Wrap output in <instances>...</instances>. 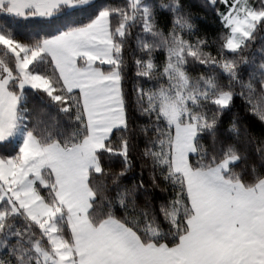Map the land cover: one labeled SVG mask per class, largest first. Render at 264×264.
<instances>
[{
    "label": "snow or ice",
    "instance_id": "1",
    "mask_svg": "<svg viewBox=\"0 0 264 264\" xmlns=\"http://www.w3.org/2000/svg\"><path fill=\"white\" fill-rule=\"evenodd\" d=\"M204 7L0 0V264H264V0Z\"/></svg>",
    "mask_w": 264,
    "mask_h": 264
},
{
    "label": "trees",
    "instance_id": "2",
    "mask_svg": "<svg viewBox=\"0 0 264 264\" xmlns=\"http://www.w3.org/2000/svg\"><path fill=\"white\" fill-rule=\"evenodd\" d=\"M116 2H119V0H116ZM165 2H168V0H165ZM185 2L191 5V11L193 12L200 34L207 35L208 37L215 36L219 29L217 17L210 8L204 7V0H185ZM160 22L164 27H167L171 22L170 14L167 12H161ZM20 32L21 34L23 33L22 28L20 29ZM133 82L134 74L130 73L129 80L126 83L127 90H131ZM235 103L236 108L234 109V111L238 113L241 123L249 126V130L253 136H264V124H262L255 116L251 115L250 113L244 110L242 101L239 99V97L235 99ZM135 155L136 153L134 152L133 156L135 157ZM139 171L140 169L139 167H137L134 172L130 174V177L135 176L139 173ZM145 179H147L146 173ZM157 195H159V193H157Z\"/></svg>",
    "mask_w": 264,
    "mask_h": 264
}]
</instances>
